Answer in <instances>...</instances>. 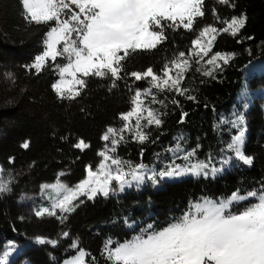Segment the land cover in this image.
<instances>
[{
    "label": "trees",
    "instance_id": "obj_1",
    "mask_svg": "<svg viewBox=\"0 0 264 264\" xmlns=\"http://www.w3.org/2000/svg\"><path fill=\"white\" fill-rule=\"evenodd\" d=\"M213 9L216 15H213ZM203 10L205 16L197 18L193 31L165 29L168 39L162 45L125 62L124 72L143 71L149 66L159 72L165 60H171L174 53H187L191 40L205 25L214 24L222 29L226 26L223 21L241 14L247 16V23L237 36L223 32L217 36L213 53H236V56L223 71L214 73L215 78L202 75L193 64L181 85L187 89L185 95L153 90L158 102L150 103L149 97L146 103L161 113L162 125L145 128L149 140L143 144L134 141L132 134L126 131L127 142L120 144L115 153L132 166L147 162L165 169L173 157L180 154L176 159L183 160L186 151L193 149V158L215 161L232 153L225 148L236 135L237 128L222 125L221 120H232L228 116L230 105L244 66L264 57V0H230L229 5L204 0ZM21 11L20 0H0V50L5 53V59L9 57L16 61L19 89L26 84L22 91L24 104L5 106L0 100V160L5 168H29L17 186L0 197V255L11 247L14 259L19 255L17 258L20 259L24 252L22 255L29 256L32 264H60L76 252L77 248H72L71 244L77 242L78 248L91 254L86 257L88 264H93L92 257L95 264H107L101 253L108 239L115 247V242L131 239L149 224L156 229L166 227L187 212L190 203L203 197L219 198L237 190L260 189L264 183L263 97L258 98L260 101L257 100L248 111L243 151L254 158L251 166L233 158L231 167L214 176L190 175L164 180L156 187L132 188L107 198L98 195L94 200H88L82 197L83 203L74 212L66 214V219L60 218L59 211L55 217H41L38 228L60 237L62 241L58 246L49 248L48 244H43L36 250H26L27 244L19 247V231L32 229L19 217L15 201L19 193L42 182L59 179L75 185L83 179L86 166L101 158L97 153L106 143L101 139L103 132L108 126L119 129L122 121L118 115L130 110V96L135 89L148 87L143 81L133 83L131 77L117 80L115 87H110L109 78L89 77L80 96L74 100L58 99L51 85L59 77L55 64L65 61L58 58L55 64L50 62L39 73L29 67L43 50L42 41L49 26L29 24ZM255 78L254 84L264 83V71ZM188 96L195 99H188ZM81 139L90 146L84 150L75 148ZM25 141L29 142L27 149L22 147ZM178 141L183 151L174 152ZM10 157L14 158L12 162H9ZM254 201L234 203L231 211L238 213ZM65 232L69 234L67 237L63 235Z\"/></svg>",
    "mask_w": 264,
    "mask_h": 264
},
{
    "label": "snow or ice",
    "instance_id": "obj_2",
    "mask_svg": "<svg viewBox=\"0 0 264 264\" xmlns=\"http://www.w3.org/2000/svg\"><path fill=\"white\" fill-rule=\"evenodd\" d=\"M216 2L229 5L230 0ZM20 4L21 15L29 24L49 26L42 41L43 50L29 67L39 73L50 62L55 64L58 58L65 61L55 64L59 78L51 85L58 99L74 100L80 96L89 77L109 78L110 87L127 77L134 78L133 83L143 81L148 85L143 90L135 89L129 98L130 110L119 113L122 126L119 129L108 126L103 132L101 139L106 143L97 153L102 159L95 169L87 165L85 177L71 187L59 179L53 184L41 185V195L49 201V206L35 209L37 217H55L59 211L60 218L66 219V214L83 203L81 197L88 200L98 195L107 198L132 187L133 182L136 186L143 183L145 166L133 167L115 155L118 146L127 142L125 132L131 133L132 139L140 144L148 141L144 129L153 125L160 127L163 123L161 113L146 103L149 97L150 103L158 102L153 90L185 95L187 89L181 85L193 64L202 75L215 78L214 73L223 71L236 56V53H213L217 36L223 32L235 37L247 23V16L241 14L223 21L226 26L222 29L208 24L198 30L187 53H174L171 60H165L159 72L151 66L143 71L124 72L125 62L130 57L155 50L168 39L165 29L193 31L197 18L205 16L204 0H20ZM212 12L216 15L214 9ZM188 99L195 97L188 96ZM243 107L246 109L247 104ZM233 116L232 120H221L222 125L239 130L231 137L225 151H231L235 159L251 166L254 158L243 151L247 131L245 115L233 113ZM89 146L83 139L74 145L80 150ZM22 147L27 149L29 142L25 141ZM172 151H183L179 141ZM194 156L195 149L185 153L183 159L187 163L184 167L173 164L167 171H153L147 178L157 183L158 177L214 176L224 170L223 165L229 159L222 162L221 168H216L210 158L193 164ZM13 159L10 157L9 162ZM4 171L0 166V197L12 190L13 178L9 174L5 179ZM249 199L256 202L238 213L231 211L234 203ZM36 239L40 244L57 243L46 241L44 237ZM113 243L111 239L105 241L101 253L107 264H264V183L259 190L246 194L237 190L226 198H201L200 202L190 203L189 210L166 227L156 229L149 224L131 239L115 242V247ZM71 247L77 248L78 254L64 264H88L86 257L91 254L79 249L77 242ZM11 250L9 247L0 255V264L7 261ZM91 259L95 264V258Z\"/></svg>",
    "mask_w": 264,
    "mask_h": 264
},
{
    "label": "rangeland",
    "instance_id": "obj_3",
    "mask_svg": "<svg viewBox=\"0 0 264 264\" xmlns=\"http://www.w3.org/2000/svg\"><path fill=\"white\" fill-rule=\"evenodd\" d=\"M214 25V24H213ZM206 26V25H205ZM215 26V25H214ZM216 27V26H215ZM210 53L209 55H211ZM8 56V54H6ZM14 59H5V53L1 52L0 50V100L3 105L5 106H11V105H16V104H24V98L25 95L22 93L24 88L26 87V84H23L21 88L19 89V83L16 80V64H15ZM262 71H264V57L258 58L256 60L250 61L247 63L242 72V76L240 79V82L238 84V87L236 89V93L233 96L232 103L230 105V112H229V118L234 119L233 113L240 114L243 113L245 115L246 119V126H247V131H248V111L250 107L259 100L258 98L263 97V104H264V83L263 82H257V84H254L257 79L255 78L256 75L260 74ZM11 74V75H9ZM59 78V77H58ZM56 82V81H55ZM260 101V100H259ZM244 104H247V108L245 109L243 107ZM238 129L237 133L238 134ZM246 131V135H247ZM80 141V140H79ZM78 141V142H79ZM191 152V151H186ZM180 154H178L179 156ZM178 156L173 157V159L169 162L168 166L165 169H158L154 163H147V162H139L137 165L143 164L145 167L142 169V171L146 174V179L143 181V183L139 184V186H136V182H133L132 187H126L125 191H128L132 188H141V187H156L160 184V182L164 180H172V179H177V178H182L190 175H183V176H173V177H158L157 183H153L150 179H148V176H151L152 172L155 171L156 173L162 172V171H167L169 166H172L173 164L179 165L180 167H184L186 165V161L176 159ZM228 159V163L223 165L224 170L227 168L231 167L233 162L234 155L232 153H226L224 154L219 161H215L211 159V164L214 165L216 168H221L222 167V162L226 159ZM102 159V157L96 161L95 164H89L93 166V169L98 165L99 161ZM121 159V158H120ZM123 160V159H122ZM208 159H199V158H192V163H196L197 161H206ZM0 166H3L0 160ZM132 166V165H131ZM133 166V167H135ZM4 168V178L8 179L9 174L13 178V183L11 185V188L13 189L18 185V183L21 181L22 176L28 172L27 169H10V168ZM127 170V168H126ZM223 170V171H224ZM57 180L50 181V182H42L38 186L31 187L29 189H26L22 192L19 193V196L15 199L17 207L19 208L20 215L19 217L25 222V224H29L32 226V229L30 231H19L18 237L21 240L19 247H25L26 244V250H33L37 249L38 246H42L43 244H40L37 242V237H44L46 241H51L55 240L57 241L56 244H51V243H44L48 244L49 248H53L55 246H58L59 241L61 242L62 239L60 237H55L47 233L46 231L38 228V224L41 220V217H37L35 215V209H37L39 206H44L47 207L49 206V201L45 199L41 195V185L43 184H53ZM61 181V180H60ZM63 182V181H61ZM65 183V182H63ZM67 184V183H65ZM68 186H73L69 185ZM115 186V182H114ZM253 191V190H250ZM247 191V192H250ZM124 192V191H123ZM236 192V191H235ZM247 192H240V194H246ZM122 192H119L117 194L113 195H119ZM232 194V193H231ZM229 194V195H231ZM229 195L219 197V198H226ZM82 198V197H81ZM205 198V197H203ZM211 199H219L218 197H207ZM200 200H197L193 203L200 202ZM254 201L253 203H255ZM35 249V250H36ZM79 249H84L82 247H79ZM85 250V249H84ZM24 253V252H23ZM22 253V254H23ZM14 252L11 250L8 253L7 261L4 262V264H32L31 259L29 256H25L21 254V258L15 259L12 257ZM78 254V249L76 250L75 253L72 255L66 257L63 259V261L60 264H64L65 260L71 259L73 256Z\"/></svg>",
    "mask_w": 264,
    "mask_h": 264
}]
</instances>
